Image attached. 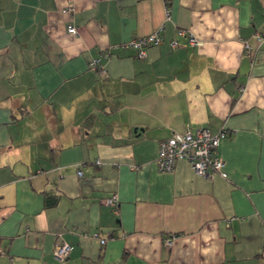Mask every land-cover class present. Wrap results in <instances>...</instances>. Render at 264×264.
<instances>
[{
    "label": "crops",
    "instance_id": "1",
    "mask_svg": "<svg viewBox=\"0 0 264 264\" xmlns=\"http://www.w3.org/2000/svg\"><path fill=\"white\" fill-rule=\"evenodd\" d=\"M159 26L135 56L127 42ZM255 33L264 0H0V264H264ZM202 127L226 130V177L161 171L159 141Z\"/></svg>",
    "mask_w": 264,
    "mask_h": 264
},
{
    "label": "built area",
    "instance_id": "2",
    "mask_svg": "<svg viewBox=\"0 0 264 264\" xmlns=\"http://www.w3.org/2000/svg\"><path fill=\"white\" fill-rule=\"evenodd\" d=\"M64 13H71L74 10L73 3H68L63 9ZM165 16L169 17V9L165 6ZM66 30L72 34L77 33L76 27L71 23H67ZM162 26L156 27L150 33L142 36H135L130 39L126 45L134 49L135 56L144 57L146 55V48L149 45H159L163 36L161 33ZM177 36H186L187 43L191 46L200 45L191 31L178 28L176 30ZM256 39L264 38L259 33L254 34ZM172 47L178 46V41L175 38L170 39ZM248 47V44H246ZM107 56V54H104ZM89 67L103 72L104 68L100 62L99 57H95L89 61ZM226 135V130L221 128L217 131H211L207 127L197 128L195 130L185 129L183 131L173 132L170 136L161 139L158 143V155L156 158L157 166L161 171H170L173 169L175 162L178 159L187 160L192 166L193 170L198 175L210 176L213 173L226 177L224 169L225 162L216 152L221 139ZM80 174L81 171L77 170ZM106 203L112 206L113 210H117V197L112 194L106 198ZM106 239L101 238L100 242L104 243ZM167 243H171L167 239ZM71 249V245L65 241L57 243L53 248V254L59 260H64Z\"/></svg>",
    "mask_w": 264,
    "mask_h": 264
},
{
    "label": "trees",
    "instance_id": "3",
    "mask_svg": "<svg viewBox=\"0 0 264 264\" xmlns=\"http://www.w3.org/2000/svg\"><path fill=\"white\" fill-rule=\"evenodd\" d=\"M262 36H264V35H262Z\"/></svg>",
    "mask_w": 264,
    "mask_h": 264
}]
</instances>
